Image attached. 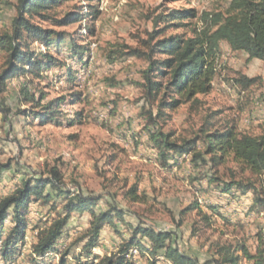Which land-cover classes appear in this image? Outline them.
<instances>
[{
	"label": "rangeland",
	"instance_id": "obj_1",
	"mask_svg": "<svg viewBox=\"0 0 264 264\" xmlns=\"http://www.w3.org/2000/svg\"><path fill=\"white\" fill-rule=\"evenodd\" d=\"M17 4L0 0L1 34L12 32ZM228 5L229 0H61L31 16L35 25L52 31L53 43L48 47L28 38L26 51L36 60L48 62L45 56H53L56 62L33 71L25 62V71L11 78L8 90L0 94V199L27 180L54 178L53 170L61 172L63 182L47 188L51 201L30 204L25 239L0 264H100L140 225L174 232L173 243L200 264H218V250L227 244L256 251L260 237L264 240V176L253 174L232 154L215 166L201 130L233 128L238 135H264V60L221 42L212 90L162 113L164 89L150 94L144 86L148 56H169L154 51L158 40L193 37L203 12ZM188 9L197 16L174 18ZM70 12L81 13L82 19L61 24ZM7 58L0 47V69ZM244 76L253 79L248 86L237 81ZM168 78L160 72L156 80L166 84ZM25 86L37 98L45 95L41 105L25 100ZM60 97L66 100L52 106L55 121H44L41 116L52 111L47 104ZM154 131L171 134L170 140L178 143L201 138L198 150L204 159L196 163L193 153L168 152L171 158L165 161L150 138ZM235 181L244 187L253 184L257 192L239 185L227 190ZM134 186L142 201L130 195ZM60 192L97 198L95 212L117 209L123 218L104 226L89 253L84 246L93 214L73 212L55 249L35 255L32 246L40 232L66 214L67 196ZM193 203L203 213L190 211L182 219V210ZM11 226L9 217L3 239ZM138 241L149 245L147 239ZM127 257L134 264H172L163 252L154 256L139 246ZM242 264L253 262L243 259Z\"/></svg>",
	"mask_w": 264,
	"mask_h": 264
},
{
	"label": "trees",
	"instance_id": "obj_2",
	"mask_svg": "<svg viewBox=\"0 0 264 264\" xmlns=\"http://www.w3.org/2000/svg\"><path fill=\"white\" fill-rule=\"evenodd\" d=\"M60 1L18 0V14L13 20L12 32L0 33V47L8 54L5 66L0 69V94L8 90V81L11 78L25 71V67L22 66L25 62L30 63V71H33L35 67L50 68L55 64L56 60L53 56H45L48 62L39 61L33 58L25 47L28 38L42 41L48 47L52 45V31L35 25L31 16L57 5ZM196 16L197 13L194 9H188L177 12L174 18ZM81 19V13L70 12L60 20V23L67 25ZM200 21L202 25L195 30L196 34L193 37L174 35L158 40L154 51L167 53L169 55L167 58L159 60L148 56L151 62L149 68L144 72V86L150 94L158 93L164 89L160 103L161 113L166 108H175L185 101L191 99L197 101V95L206 94L212 90L221 42H227L235 51L247 52L252 59L264 60V0H229L228 8L218 12H203ZM160 72L169 75L166 84L156 80ZM237 81L248 86L253 79L244 76ZM22 92L25 100L35 103L37 106L41 105L45 98L43 93L37 98L35 94L29 92L27 86L22 89ZM65 100L64 97L57 98L48 103L46 108L52 110L54 109L52 106L60 107ZM1 111L2 108H0ZM41 117L46 122L56 119L53 110L44 113ZM207 129L203 128L201 132L204 134L206 153L212 155L211 159L215 166L223 164L226 158L232 154L236 162L243 164L253 174L264 176V135H238L233 128H228L223 132H210ZM170 136L171 134L162 131L150 133L151 140L165 161H169L171 158L168 152L180 155L193 153L192 162L196 163L200 159H204L203 152L198 150L201 138L197 137L186 140L184 143H178L171 141ZM52 173L54 178L40 177L27 180L14 193L0 199V259H8L13 256L17 252L18 245L23 243L30 226L27 217L30 204L41 200L51 201L53 196L50 192L47 193V188H57L63 182V176L59 170H53ZM233 185H239L244 189H253L257 192L253 184L244 187L237 181L226 185L227 190ZM60 193L67 196L66 214L40 232L37 242L32 246L35 255L43 256L55 249L73 212L83 213L90 210L93 214L91 227L86 235L88 241L84 246V249L89 253L97 246L104 226L113 225L115 218H123V212L117 209L95 212L93 207L99 201L97 198L70 194L69 192ZM129 193L136 201L143 200L138 194L137 186H134ZM194 210H200L203 213L201 206L198 203H193L182 210V219ZM9 217H11L12 226L8 230L6 238L3 239L5 223ZM205 218L209 217L205 214ZM132 231V237L123 242L119 251L116 254L103 257L100 264H134L127 256L135 246H139L142 251L150 252L154 256L163 252L172 264H200L196 258L182 252L173 243L175 233L172 231L157 230L144 225L132 227ZM139 237L147 239L149 245H141L138 241ZM261 238L262 243L255 252L240 243L236 247L231 244L220 246L218 250L220 258L217 263L242 264V260L245 259L253 264H264V240Z\"/></svg>",
	"mask_w": 264,
	"mask_h": 264
},
{
	"label": "bare ground",
	"instance_id": "obj_3",
	"mask_svg": "<svg viewBox=\"0 0 264 264\" xmlns=\"http://www.w3.org/2000/svg\"><path fill=\"white\" fill-rule=\"evenodd\" d=\"M135 252H137V250Z\"/></svg>",
	"mask_w": 264,
	"mask_h": 264
}]
</instances>
